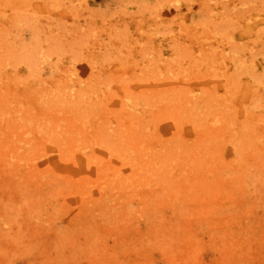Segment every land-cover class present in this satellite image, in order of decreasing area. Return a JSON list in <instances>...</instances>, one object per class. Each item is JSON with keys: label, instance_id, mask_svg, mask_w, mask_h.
<instances>
[{"label": "rangeland", "instance_id": "rangeland-1", "mask_svg": "<svg viewBox=\"0 0 264 264\" xmlns=\"http://www.w3.org/2000/svg\"><path fill=\"white\" fill-rule=\"evenodd\" d=\"M0 264H264V0H0Z\"/></svg>", "mask_w": 264, "mask_h": 264}]
</instances>
